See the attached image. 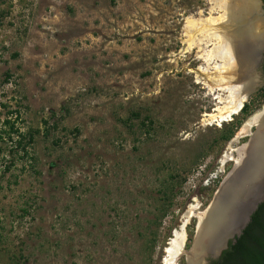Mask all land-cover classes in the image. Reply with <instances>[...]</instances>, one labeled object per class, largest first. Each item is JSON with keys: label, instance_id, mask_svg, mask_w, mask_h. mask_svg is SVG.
<instances>
[{"label": "rangeland", "instance_id": "obj_1", "mask_svg": "<svg viewBox=\"0 0 264 264\" xmlns=\"http://www.w3.org/2000/svg\"><path fill=\"white\" fill-rule=\"evenodd\" d=\"M221 13L214 0H0V264H164L183 224L186 264L195 213L264 105L259 76L230 121L201 123L217 101L195 70L219 41L187 48L186 21Z\"/></svg>", "mask_w": 264, "mask_h": 264}, {"label": "bare ground", "instance_id": "obj_2", "mask_svg": "<svg viewBox=\"0 0 264 264\" xmlns=\"http://www.w3.org/2000/svg\"><path fill=\"white\" fill-rule=\"evenodd\" d=\"M214 3L222 11L218 18H208L205 21L189 19L186 21L185 28L187 48H190L194 44L193 42L202 39L203 36L206 37V44H209L210 38L213 37L219 41L216 47L202 55L204 61L209 64L207 68L199 66L195 70L194 83L203 85L207 88L209 94L216 95L215 99L217 101V105L210 113L202 115L201 123L204 126L213 124L219 126L220 123L228 122L233 115L238 114L248 94L249 81H244V79H246L249 68L254 64L257 52L262 48L264 49V22H259L258 26L253 25L254 21L259 18V11L254 0H214ZM213 23H216V27L213 26L215 30L213 27L211 28ZM259 28L260 33H257ZM215 59L219 62L217 61V63ZM223 92L226 95L223 96ZM258 115L260 113L251 116L243 128L246 130L252 124H256L260 130L262 129L261 136L263 137L264 118H259ZM236 152L237 158L233 163L239 162L241 157V150L238 149ZM225 154L226 156L222 161L220 160L221 163L231 159L230 153ZM243 172L239 174L238 181L241 176L244 177ZM234 185V182L229 184L228 190L230 191L223 195L224 199L228 198ZM220 207L219 205V209ZM190 212H193L192 209ZM195 214L199 219L198 227L201 226L205 230L208 224H205L206 221L201 219L199 213ZM216 216V212L212 211L209 218L212 219ZM183 228L184 224L179 232L175 231L173 239L166 248L164 264H174L178 255L181 254L185 238ZM201 234L202 232H200V235L197 232L196 241L200 239ZM193 252H195L194 249ZM185 256L186 264L191 263V257L187 254Z\"/></svg>", "mask_w": 264, "mask_h": 264}, {"label": "water", "instance_id": "obj_3", "mask_svg": "<svg viewBox=\"0 0 264 264\" xmlns=\"http://www.w3.org/2000/svg\"><path fill=\"white\" fill-rule=\"evenodd\" d=\"M254 2L257 5L260 19L264 21L260 0H254ZM263 57L264 49L262 48L257 52L254 64L249 68L246 79H244V81H249L247 96L260 87L258 62ZM258 113H260L259 118H264V105L256 114ZM251 126H254V132L249 135L248 141L238 148L241 150L239 162L232 164L207 208L199 213L201 219L206 221L205 224H208L205 230L201 226L198 227L199 219L196 217L197 223L191 248L185 252L192 259V262L188 264H210V261L217 260L227 249L228 243L234 242L241 235L252 214L264 201V136H261L262 129L260 130L256 124ZM242 172L244 177L241 176L238 181L239 174ZM231 182L235 185L229 192L228 198L224 199L223 195L230 191L228 187ZM212 211H215L217 216L211 219L209 217ZM197 232L199 235L200 232L202 234L196 241Z\"/></svg>", "mask_w": 264, "mask_h": 264}, {"label": "trees", "instance_id": "obj_4", "mask_svg": "<svg viewBox=\"0 0 264 264\" xmlns=\"http://www.w3.org/2000/svg\"><path fill=\"white\" fill-rule=\"evenodd\" d=\"M162 193L163 199L166 198L165 192ZM210 264H264V201L252 214L241 235L234 242H229L227 249Z\"/></svg>", "mask_w": 264, "mask_h": 264}, {"label": "flooded vegetation", "instance_id": "obj_5", "mask_svg": "<svg viewBox=\"0 0 264 264\" xmlns=\"http://www.w3.org/2000/svg\"><path fill=\"white\" fill-rule=\"evenodd\" d=\"M261 2V9H262V13H263V16H264V0H260ZM256 22H264L260 19V17L258 18V20ZM258 65H259V68H258V72H259V76L261 77L262 81H263V85H264V57L263 59L258 62Z\"/></svg>", "mask_w": 264, "mask_h": 264}]
</instances>
